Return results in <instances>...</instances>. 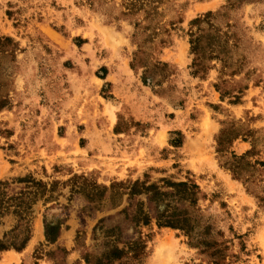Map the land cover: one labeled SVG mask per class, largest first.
I'll list each match as a JSON object with an SVG mask.
<instances>
[{
  "label": "rangeland",
  "instance_id": "rangeland-1",
  "mask_svg": "<svg viewBox=\"0 0 264 264\" xmlns=\"http://www.w3.org/2000/svg\"><path fill=\"white\" fill-rule=\"evenodd\" d=\"M123 12L119 0H0V36L18 48L0 54V194L25 176L48 190L30 222L0 218V241L19 246L36 224L57 237H30L0 264H264V0ZM162 178L202 194L178 201ZM136 180L158 200L128 194ZM164 210L190 219L191 238L157 228ZM135 242L145 249L123 252Z\"/></svg>",
  "mask_w": 264,
  "mask_h": 264
},
{
  "label": "trees",
  "instance_id": "trees-1",
  "mask_svg": "<svg viewBox=\"0 0 264 264\" xmlns=\"http://www.w3.org/2000/svg\"><path fill=\"white\" fill-rule=\"evenodd\" d=\"M121 2L122 8L124 9V15H135L140 12H144L145 15H153L160 13L161 7L171 0H119ZM136 25V23H135ZM192 34V33H191ZM190 34V35H191ZM197 38H190V45L192 47V51H196L197 48ZM11 49H18L16 47V42L9 36H0V54L2 52L7 51L6 47L10 45ZM3 104H0V108H3ZM173 145H177L173 141L170 142ZM239 158H242L241 156ZM264 164V162L262 163ZM146 176V175H144ZM18 182H22L25 186L16 193L14 196H8L7 194H0V218L3 217L4 214H11L17 218V220H26L30 222V213L32 212V205L35 204L39 195L42 197L45 196L48 190L46 189V185L42 182L34 181L30 176H25L22 178L16 179ZM165 183L167 186L174 188V191L170 194V197L176 198L178 201H188L191 205H195L198 200V196L202 194L201 189L195 181L186 178L184 181H171L165 178L160 180ZM148 182L143 181H134L129 184L128 194L136 195L142 192L151 193V199L154 201L158 200L160 196V188L155 183L147 184ZM144 224H148L149 220L147 216H144ZM190 219L186 215H181L179 212H171L168 213L164 210L162 213L158 214L156 217L155 225L157 228L168 227L172 229H179L185 236H189L191 238L192 226L189 224ZM5 236V234H4ZM31 237V232L28 231L26 236H24L22 243L19 246L15 245H7L4 241H0V252L14 249L17 252H21L28 240ZM44 237L46 241L50 243L55 242L57 237H53L51 239L48 238L47 227L44 231ZM137 248L141 250L145 249V245L141 244V242H135L130 244L124 253L135 252ZM122 253V250L115 249L112 252L114 254V258L118 256V254Z\"/></svg>",
  "mask_w": 264,
  "mask_h": 264
},
{
  "label": "crops",
  "instance_id": "crops-1",
  "mask_svg": "<svg viewBox=\"0 0 264 264\" xmlns=\"http://www.w3.org/2000/svg\"><path fill=\"white\" fill-rule=\"evenodd\" d=\"M36 225H37V224H36ZM36 225H35V231H34L35 234L32 235L31 238H36V239L41 240V239L44 238L43 231H42V237H39L38 233L36 232ZM0 234H1V230H0ZM31 238L29 239V241H31ZM29 241H28V242H29ZM15 252H16V253H20V252H17V251H15ZM3 253H6V254H8L10 257H13L12 254L10 253V250L3 251Z\"/></svg>",
  "mask_w": 264,
  "mask_h": 264
}]
</instances>
